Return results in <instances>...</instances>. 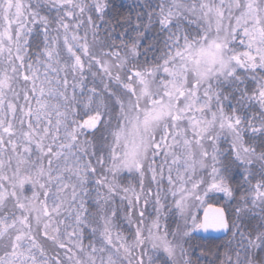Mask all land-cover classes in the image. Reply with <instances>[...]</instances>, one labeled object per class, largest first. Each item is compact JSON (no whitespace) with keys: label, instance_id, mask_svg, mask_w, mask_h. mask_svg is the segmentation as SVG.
Listing matches in <instances>:
<instances>
[{"label":"snow or ice","instance_id":"snow-or-ice-1","mask_svg":"<svg viewBox=\"0 0 264 264\" xmlns=\"http://www.w3.org/2000/svg\"><path fill=\"white\" fill-rule=\"evenodd\" d=\"M0 264H264V0H0Z\"/></svg>","mask_w":264,"mask_h":264},{"label":"trees","instance_id":"trees-1","mask_svg":"<svg viewBox=\"0 0 264 264\" xmlns=\"http://www.w3.org/2000/svg\"><path fill=\"white\" fill-rule=\"evenodd\" d=\"M133 2V0H117V3H123L124 5H129ZM219 243V241H217Z\"/></svg>","mask_w":264,"mask_h":264}]
</instances>
